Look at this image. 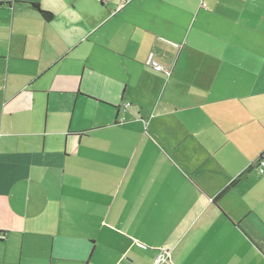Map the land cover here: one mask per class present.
Returning a JSON list of instances; mask_svg holds the SVG:
<instances>
[{"label":"crops","instance_id":"obj_1","mask_svg":"<svg viewBox=\"0 0 264 264\" xmlns=\"http://www.w3.org/2000/svg\"><path fill=\"white\" fill-rule=\"evenodd\" d=\"M117 6L0 0V264H264V0Z\"/></svg>","mask_w":264,"mask_h":264},{"label":"built area","instance_id":"obj_2","mask_svg":"<svg viewBox=\"0 0 264 264\" xmlns=\"http://www.w3.org/2000/svg\"><path fill=\"white\" fill-rule=\"evenodd\" d=\"M117 2H118V6H117L114 14H116L117 12L122 10L126 5H128L131 2V0H117ZM148 65L152 66L154 68V70L159 72V73H164L167 75L170 73L168 70L162 68L161 66H158V65L151 63V61L148 62ZM256 166L261 173L264 172V157H260L256 161ZM165 254L166 253L164 251H162L160 253V255L155 259L154 264L168 263V259H167V256H165Z\"/></svg>","mask_w":264,"mask_h":264},{"label":"trees","instance_id":"obj_3","mask_svg":"<svg viewBox=\"0 0 264 264\" xmlns=\"http://www.w3.org/2000/svg\"><path fill=\"white\" fill-rule=\"evenodd\" d=\"M34 8H36L41 14L42 16L46 19V20H51L52 19V15L50 13H47L45 11H42L39 7V5L34 4L33 5ZM236 183V181H234L231 185H229L228 187H226L217 197H216V201L221 198L223 195H225L232 187L233 185ZM259 249L264 253V241L262 243H260L258 245Z\"/></svg>","mask_w":264,"mask_h":264},{"label":"rangeland","instance_id":"obj_4","mask_svg":"<svg viewBox=\"0 0 264 264\" xmlns=\"http://www.w3.org/2000/svg\"><path fill=\"white\" fill-rule=\"evenodd\" d=\"M263 157V156H262ZM165 252V251H164ZM160 255V254H159ZM165 264V263H164Z\"/></svg>","mask_w":264,"mask_h":264}]
</instances>
